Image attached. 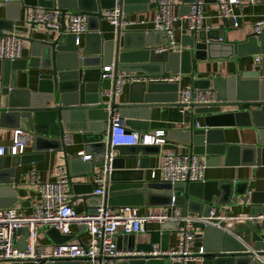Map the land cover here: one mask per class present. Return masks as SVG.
I'll list each match as a JSON object with an SVG mask.
<instances>
[{"label": "water", "instance_id": "water-1", "mask_svg": "<svg viewBox=\"0 0 264 264\" xmlns=\"http://www.w3.org/2000/svg\"><path fill=\"white\" fill-rule=\"evenodd\" d=\"M5 2L8 15L5 21H0L12 31L14 22L19 17L10 16L13 10L20 7L51 9L60 15V29L56 36H46L43 39L33 37L38 26H30L27 39L30 43L28 58L13 62H0V78L3 89L0 92V127L8 126L21 129L28 133L45 131L55 139H49L50 148L62 150L65 154L63 139L65 132L71 134L72 125L80 126L77 132L82 134L84 153L92 155L96 173L94 177L103 179L104 196L93 195L94 184H73L70 174V163L65 156L67 170L66 179L69 191L75 198L82 200L86 213L93 214L101 204L113 208L133 206H161L166 209H176L180 218L187 215L208 217L210 210L220 205L236 204L240 199L247 202L254 190L253 183L206 182L190 184H168L162 181H148L142 162L138 169L125 171V159L138 154L150 155L152 146L116 147L110 149L105 141L109 138L113 127V118L118 116L125 120V126L130 131L146 132L147 121L151 110L156 107L176 105L178 83H145L138 82L129 86L127 103H117L114 94L110 98L106 92L114 89L118 74H135L138 77L182 75L189 76L196 89L212 88L217 93L216 103L209 106L193 107L195 114L202 115L204 128L196 129L193 120L188 130L173 132L178 140L188 145L187 151L207 157L205 166H217L220 156L225 158L233 152L242 154V160L251 166L264 165V35H250L244 43H223V37L209 41V33L200 31L194 39L184 36L188 49L177 52L160 51L165 41L153 44L152 39L159 35L154 32L114 30L111 39L104 40L103 23L105 12L120 6L122 14L142 12L155 8L150 0H0ZM194 0L186 1L191 4ZM188 6L184 7L185 15ZM78 13L86 18L87 33L85 49L79 55V45L75 37L67 32L66 17ZM230 21V20H229ZM49 33V30H45ZM2 31L0 30V36ZM92 42L94 48H89ZM95 43V44H94ZM223 47V48H222ZM221 49V50H218ZM217 55H212V54ZM247 56H260L256 71L235 73L226 80H194V66L198 61L214 59H234ZM113 65V79H101L104 67ZM27 66L39 68L46 72L38 77V90L35 94L14 89V81L9 86L11 71L26 70ZM81 70V72H80ZM21 92V93H20ZM21 94L25 95L22 96ZM146 115L138 119V115ZM132 120H144L139 124ZM237 127L253 129L255 140L251 146L243 147L226 143V136L221 128L231 131ZM46 137L36 135L34 140ZM172 139V138H171ZM174 139V138H173ZM155 148V147H154ZM157 148V147H156ZM48 149V150H49ZM116 151L118 156L110 153ZM96 159V160H95ZM25 156L12 157L10 167L4 168L0 158V209H8L15 202L12 192V179L15 168L24 164ZM91 167V163H90ZM82 172L79 176L89 175ZM135 174H137L135 176ZM74 198L71 199V202ZM160 200V201H159ZM174 200L173 206H171ZM148 213H145L147 215ZM252 229L250 238L254 243V251L264 259V224L246 223ZM182 222L168 221L162 225L161 251L168 250L169 236L174 231L183 228ZM198 233L195 235V245L203 247L202 264H260L244 245L229 234L197 223L194 225ZM260 229L262 232H258ZM85 231V228L82 227ZM48 235L54 244H62L71 240L72 236L60 235L55 229H49ZM19 238L15 246L19 251L26 249V230L16 232ZM245 238V237H244ZM129 240L126 253L129 255L118 259L116 264H173L167 257L153 258L140 256L136 250V236L119 235L116 240L117 250H120L121 240ZM9 264V263H5ZM12 264H34L27 261ZM43 264H80L78 261H44ZM88 264V263H85Z\"/></svg>", "mask_w": 264, "mask_h": 264}, {"label": "crops", "instance_id": "crops-1", "mask_svg": "<svg viewBox=\"0 0 264 264\" xmlns=\"http://www.w3.org/2000/svg\"><path fill=\"white\" fill-rule=\"evenodd\" d=\"M172 1V14L174 16H180L181 12H184V7L189 6L186 1L188 0H171ZM203 14L204 21L202 25V31L208 32L210 35V40L213 41L215 38L223 37V43H244L247 38L253 34L254 24L258 21H264V0H257L256 4L249 5L246 1L241 0L240 4L233 8V14L236 17L237 27H233L232 21L223 20L220 18L217 5L215 0H204ZM155 0H150V3H154ZM5 2H0V21H5L8 15L6 10ZM32 10L31 7H20V9L13 10L10 16L19 17V20L14 22L12 31H6L4 29L10 28L9 25L0 23L1 33H11L21 41V58L25 59L29 57L31 45L27 41L21 40L27 39L30 34V26L27 23V15ZM156 14V7L147 9L142 12H131L129 14H122V18L128 21H133V25L126 27L125 31H138V32H153V20ZM87 21V20H86ZM69 16L66 17V26H68ZM174 28V38L178 45V49L184 50L188 49L186 43L188 40L184 38L186 34V23L185 22H175L173 24ZM104 40L111 39V33L113 29L109 24L108 20L103 23ZM156 34V33H154ZM33 37L46 39V36H56V32L50 31L47 33L44 28L38 26L37 31L33 32ZM190 37V36H189ZM197 37V36H196ZM194 39L195 37H190ZM165 41L164 38L159 34L156 35L152 42L153 44H159L160 41ZM92 42H89V48H94ZM95 44V43H94ZM165 47V46H164ZM162 47L156 48L161 50ZM223 48V47H222ZM85 49V36H81L79 42V55H82V51ZM221 50V49H218ZM217 55V53L212 54ZM258 56H247L239 57L234 59H214L196 62L194 69V80H226L231 75L241 72L246 73L248 71H256L255 59ZM260 57V56H259ZM238 71V72H237ZM81 72V70H80ZM10 74L9 86H11L12 81H14V89L18 91H27L30 94H35L38 90V77L40 74L46 73L39 68L27 66L26 70H17L12 75ZM135 75V74H133ZM136 76V75H135ZM146 77V76H145ZM143 77V78H145ZM145 82L146 81H140ZM2 79L0 78V92L3 89ZM193 83L189 76H182L178 82V89H182L187 85ZM133 84V83H132ZM127 84L122 88L120 95L116 98L117 103H127L129 96V86ZM209 88H212L209 87ZM213 89V88H212ZM21 93V92H20ZM22 96H25L21 94ZM138 119H143L146 115L136 116ZM193 120L199 124L200 128H204V121L202 115H197L194 109H181L176 105H168L163 107H156L151 110L150 119L147 121L148 130L146 132H137L140 134H153L155 131H164L166 137L165 145L152 146L150 147V155L138 154L136 157L125 159L124 169L125 171H131L138 169L139 162H142L143 166L147 168L143 169L146 179L148 181H161L162 177L160 174L162 165V156L168 153L172 154H182L188 149V145L175 140L179 137L171 134L173 132H182L188 130L191 126ZM139 124L145 123L144 120H132ZM128 128V127H127ZM199 128V129H200ZM71 129L73 132L71 134L65 132V136L70 137V144L65 147V154L62 150L49 149L50 143L49 139H55L49 136L45 131L42 133L40 129L39 132L28 133L27 131L21 130L26 135V148L22 156H25L24 164L15 168V175L12 179V192L15 195L16 202L10 206L16 210L20 215H30L32 213L33 206L39 201L38 184L39 183H52L57 181L59 178H66V160L70 163V174L72 177L73 184H83L89 185L94 184L96 177H94L97 172L94 167V159L90 161H83L81 157L77 156V153L84 152V145L82 141V134L77 132L81 129L80 126L72 125ZM129 129V128H128ZM225 134L226 143L230 145L243 147L251 146V143L255 140V132L253 129H245L242 127H237L231 131L221 128ZM8 126L0 127V147H10L13 143L14 131ZM135 132V131H133ZM36 135H43V139L34 140ZM172 138V139H171ZM174 138V139H173ZM155 147V148H154ZM157 147V148H156ZM49 149V150H48ZM86 154V153H85ZM114 157L118 156L117 152L113 153ZM21 156V157H22ZM201 161L204 163L207 161V157H202L198 155ZM242 154L235 153L228 158L225 156H220L217 166H205L202 178L206 182H232V183H253L254 190L250 193V198L247 202H242L240 199L237 200L236 204L229 203L228 205H220L215 208L216 214L227 218V222L224 227L229 228V230L235 235H240L244 238L245 243L254 250V243L252 242L250 235L253 232L252 229L247 225L246 219L258 218L264 216V165L251 166L247 165L242 160ZM2 158L3 167L8 168L11 164L12 157L5 155ZM96 160V159H95ZM91 163V167H90ZM92 169V173L89 175L79 176L82 172H88ZM155 172L154 179L151 178V173ZM30 172H35L38 175L36 183H31L29 181ZM137 174H135L136 176ZM71 193V197L74 198L71 202V207L77 214H84L87 212L89 207L86 208L84 202L79 198H75V195ZM71 198V199H72ZM160 201V200H159ZM139 215H145V213H153L155 215H166L168 217H175L177 212L176 209H166L161 206H146L137 207ZM193 216V215H187ZM166 223V222H165ZM260 225L264 224V220H259L257 222ZM163 224L160 223H148L146 224V232L142 235L136 236V254H146L151 251L152 245H157L161 249V228ZM258 232H262L260 229H256ZM71 240L72 242L82 243L86 245L90 241V236L82 230V227L77 225L70 226ZM264 231V230H263ZM49 228L41 227L38 229V234L36 237L35 245L37 247L44 248L46 252L51 250L54 244L51 237L48 235ZM198 233V232H197ZM61 235V234H60ZM123 236V235H122ZM117 240V239H116ZM178 244V235L174 231L169 236L168 241V251H172L176 248ZM129 246V240H121L119 253L122 255L126 254V250ZM198 246L194 245V250L196 251ZM2 264V263H0ZM188 264H202V262H190Z\"/></svg>", "mask_w": 264, "mask_h": 264}, {"label": "built area", "instance_id": "built-area-1", "mask_svg": "<svg viewBox=\"0 0 264 264\" xmlns=\"http://www.w3.org/2000/svg\"><path fill=\"white\" fill-rule=\"evenodd\" d=\"M241 0H215L220 18L230 20L233 27H237L236 17L233 14V8L240 4ZM249 5L256 4L257 0H244ZM156 14L153 20V32L160 34L165 40V47L160 51L177 52L178 45L174 38L173 24L175 22L186 23V34L190 37H196L202 31L204 0H194L188 6V12L185 15L174 16L172 14L171 0H155ZM105 16L114 30H124L133 25V21L122 18L120 6L116 3L114 8L105 12ZM29 25L41 26L45 30L58 32L60 29V15L51 9L32 8L27 15ZM67 32L75 37V44L78 46L81 36L87 33L86 18L78 13L69 15ZM253 34L255 36L264 35V21H258L254 24ZM21 41L11 33H2L0 36V62H13L21 58ZM261 57H256L255 62L260 63ZM113 65L103 68L101 79H113ZM181 75H162L148 76L141 78L133 74H118L115 80L114 89L110 88L106 95L110 98L111 94L120 95L122 88L127 84L146 81L148 83H178ZM217 101V93L214 89H196L193 85H187L177 91L176 106L181 109H193V107L209 106ZM195 128L200 126L196 122ZM71 142L70 137L63 139L66 147ZM110 149L116 147H136V146H163L166 143L164 131H155L153 134H140L130 131L125 126V120L114 116L113 127L109 138L105 141ZM26 148V135L21 130L14 131L13 143L10 147H0V157L8 155L10 157L22 156ZM83 161H90L92 155L84 152L77 153ZM113 151L110 153L112 159ZM204 163L200 157L190 151L182 154L168 153L162 156L161 177L162 182L168 184H190L203 183ZM155 172L151 173L154 179ZM38 175L30 172L29 181L36 183ZM96 187L93 195L104 196L103 179L96 177ZM39 201L33 206L30 215H20L13 208L0 209V263H23L33 262L34 264H43L44 261H78L80 264H116L119 258L129 255H122L118 252L116 239L119 235H142L146 232V224L165 222H182L183 228L179 229L178 244L172 251H161L157 245L151 246V251L146 254H137L140 256H150L153 258L167 257L173 264H188L190 262H203L204 249L198 247L195 251V235L198 230L194 225L199 223L204 227L210 226L219 229L232 236L239 243L244 245L249 253L264 264V259L259 257L252 250L244 238L235 235L229 228L224 227L227 218L216 214L215 208L210 210L208 217L186 216L180 218L176 212L175 217L166 215H139L138 208L125 206L113 208L104 205L102 202L95 208L93 214H77L71 207V193L68 182L65 177L59 178L52 183L38 184ZM172 200L171 206H173ZM264 220V216L258 218H249L246 221L251 223ZM77 225L84 227L85 232L90 236V241L84 245L82 243L67 241L62 244H56L51 247L49 252L44 248L35 245L38 229L41 227L55 229L63 236H71L70 226ZM26 230L28 233L26 239V249L19 251L15 246V241L19 239L16 232Z\"/></svg>", "mask_w": 264, "mask_h": 264}]
</instances>
